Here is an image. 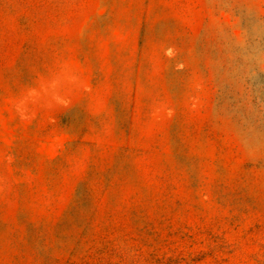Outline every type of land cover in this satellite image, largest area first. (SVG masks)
Here are the masks:
<instances>
[{
	"label": "rangeland",
	"instance_id": "1",
	"mask_svg": "<svg viewBox=\"0 0 264 264\" xmlns=\"http://www.w3.org/2000/svg\"><path fill=\"white\" fill-rule=\"evenodd\" d=\"M0 264H264V0H0Z\"/></svg>",
	"mask_w": 264,
	"mask_h": 264
}]
</instances>
